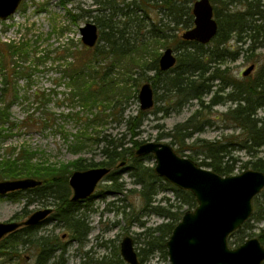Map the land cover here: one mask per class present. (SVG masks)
Segmentation results:
<instances>
[{
	"label": "trees",
	"instance_id": "trees-1",
	"mask_svg": "<svg viewBox=\"0 0 264 264\" xmlns=\"http://www.w3.org/2000/svg\"><path fill=\"white\" fill-rule=\"evenodd\" d=\"M59 1L66 8L67 2L71 0ZM195 1L131 0L125 2L122 7H116L115 0H95L101 5L94 10L97 12L95 21L99 27V40L95 46H86L72 37L65 43L45 49L37 43L8 44L11 53L26 57L32 54L38 65L48 61L52 54L53 60L59 61L61 71L69 78L68 86L71 90L67 99L80 103L86 111L85 118L80 116L81 112L72 114L74 118L84 121L85 127L75 134L71 148L74 153H78L88 148L93 149L95 144L102 143L101 150L105 159L95 162L79 157L58 165L46 161L35 162L32 152L20 150L16 157L0 161V180L34 178L41 181V184L27 190L9 192L7 195L25 193L28 198L27 205L37 199L51 201L50 204L55 206L53 217L63 222L72 237L82 244L90 227L81 210L83 202L71 200L70 174L74 170L91 167H112V171L106 176V180L112 181L108 187L113 189L114 193L122 194L128 188L119 182L118 169L122 167L120 163L125 161L124 166H127L134 183L141 187L139 192L144 200L141 210L165 219L161 224L145 228L144 246L139 252L140 262L144 264L155 251H159L167 260V240L185 213L184 207L194 209L197 199L190 190L180 189L159 177L155 173L154 165L146 163L152 154L136 155V149L141 143L137 137L143 118L149 110L140 108L137 115L127 117L125 112L130 99L139 98V90L144 81L151 83L154 92L159 88L163 90L161 95H156L155 102L161 99L166 106L157 107L155 111L179 109L192 100H196L201 107L192 117L175 128L174 142L180 145L175 150L180 155L197 160L194 155L185 154V150L193 148L194 153L204 155V159L198 162L199 165L227 176L233 175L236 169L237 158L233 152L245 150L252 156V159L245 163V167L264 172V154L259 156L264 152V111L259 116V112L264 109V62L255 76L247 75L243 78L237 77L229 66L222 67L228 61L237 60L245 51V44H248L246 51L252 52L264 45V0H211L218 22V32L207 44L185 40L181 36V32L194 25L192 7ZM67 10L71 22H77L79 14L71 9ZM156 10L163 16L152 18L153 20L147 23L150 13ZM116 18H119L118 21ZM64 31L65 29L52 27L48 36L62 35ZM233 40L237 47L231 44ZM153 41L167 48L174 46L171 47L177 57L174 67L166 71L161 70L159 52L155 53L151 61L146 60V54ZM150 70L155 71L153 76L147 75ZM14 73L23 74L16 68ZM222 92L224 94H221ZM209 94L210 102L205 103L204 98ZM4 96L12 100L19 98L16 82L10 79L4 81V85L0 86L1 100H4ZM226 101L233 103V106L219 119L230 132L223 134L218 140L196 139L194 146L186 145L185 140L201 129V122H197V117L203 115L202 109L212 108ZM40 103L44 108L45 102ZM9 105L11 104L0 107V137L4 135V125L9 122ZM31 117L29 115V121L33 122ZM109 117L112 121L128 126L131 134L129 140L126 141L124 135L112 137L105 134L102 139H99V136H90L88 129L102 128L106 123L104 119ZM54 119L50 114L44 117L46 124ZM23 123H27V120ZM14 124L11 123L12 126ZM100 133L101 131H97V134ZM115 167L117 170H114ZM167 186L174 191L178 202H170V198H165L164 204H155L154 197L168 189ZM263 192L264 189L253 199L251 217L230 235V246H239L245 240L249 235L245 233V229L255 227L250 224L252 220H264V216L259 215L260 209L264 207V202L261 201ZM140 226L145 227L144 222H141ZM34 230L33 226L23 227L2 239L0 255L19 257L17 245H29L37 250L35 264H49L51 259L56 258L55 253L64 247L58 236L36 237ZM260 231L258 237L264 244V227L260 228ZM58 257H62V254ZM59 262L55 260L53 264H60Z\"/></svg>",
	"mask_w": 264,
	"mask_h": 264
},
{
	"label": "rangeland",
	"instance_id": "rangeland-1",
	"mask_svg": "<svg viewBox=\"0 0 264 264\" xmlns=\"http://www.w3.org/2000/svg\"><path fill=\"white\" fill-rule=\"evenodd\" d=\"M129 1L131 0H115V5L116 7H122L125 2ZM100 6L95 0H71L67 2L66 8L62 6L59 0H23L15 14L6 20L0 19V86L4 85L5 80L10 79L16 82L19 91L18 99L12 100L8 96H4V100L0 98L1 108L11 104L8 108L9 122L4 125V135L0 137V161L16 157L20 150L24 149L32 152L33 161L35 162L46 161L58 165L68 163L79 157L95 162L105 159L101 150L102 143L95 144L93 149L88 148L78 153H74L71 148L75 134H78V131L85 127V122L74 118L72 114L81 112L80 116L85 118L86 111L80 103H73L67 99L71 90L68 86L69 78L61 71L59 61L53 60V54L48 61L38 65L32 54L26 57L17 53L13 54L8 49V44L22 42H28L29 45L30 43L33 45L37 43V45L42 46V49L52 48L60 43L67 42L71 37L78 42H82L80 27L88 22L96 23L95 15L97 12L94 10ZM67 9L79 14L77 22H71ZM161 14L159 10L151 12L150 19L148 17L149 20L147 19L146 22L150 23L151 20L163 16ZM118 19L115 20L118 21ZM52 27L65 29V31L62 35L49 37L48 34ZM231 44L237 47L235 40ZM149 47L146 54L148 62L155 57V53L162 54L167 48L156 41H153L152 47ZM170 47L174 48V46ZM247 47L248 44H245V51L237 60L228 61L222 67L229 66L237 77L243 78L245 76L244 71L251 64H255L254 70L249 74L255 76L264 62V45L255 52L246 51ZM14 68L23 72V74L14 73ZM154 74L155 71H147L148 76ZM162 92L163 90L160 88L155 90V99L156 95H161ZM210 98L211 95H207L204 102L209 103ZM41 101L45 102L44 108H42ZM165 106V102L160 99L149 109L143 118V124L137 139L141 143L150 140L168 142L177 149L180 145L178 142H174L173 136L176 126L187 121L201 107L196 100H192L179 109L170 108L167 112L155 111L157 107ZM232 106L233 103L226 101L212 108H203V115L197 117V122H201V129L196 131L193 137L186 139L185 144L194 146L196 139L214 141L222 138L223 134H228L230 129H227L219 118ZM139 109V98H131L125 116L137 115ZM96 111L95 108L94 112ZM263 111L264 109L259 112V116L263 114ZM49 114L55 119L46 124L44 117ZM29 115L32 116L33 122L29 121ZM24 120H27V123H23ZM104 122L106 123L102 128L90 127L88 129L90 136H99V139H102L105 134L112 137L124 135L126 141L130 139L131 134L128 126L124 123L112 121L111 117L104 119ZM11 123L15 124L12 126ZM97 131H101V133L97 134ZM262 150L264 151V147ZM185 154L194 155L197 158L196 162L204 159V155L194 153L193 148L185 150ZM233 154L237 158L234 174L249 169V167H245V163L252 159L248 152L240 150L234 151ZM262 154L264 152L260 153L259 156ZM146 163L155 167L154 156L148 158ZM126 167L122 166L118 169L120 171L119 182L128 188L124 193H114V190L108 187L112 181L106 180L105 177L97 186L94 195L82 203L81 210L84 212L85 220L90 227L82 244L72 237L63 222L53 217L55 206L50 204L51 201L37 199L27 205L28 198L25 193L0 196V222H22L34 211L51 206L54 212L51 213L48 220L34 230L36 237L52 238L58 236L64 247L63 250L60 249L55 253L56 258L51 259L49 264H53L55 260H59L60 264H128L120 253L122 240L126 236L133 237L135 249L139 254L141 247L144 246L143 233L145 228L161 224L165 222V219L157 214L141 210L144 204L139 192L141 187L134 183V179ZM114 170H117V167ZM167 187L168 189L154 197L155 204H164L163 200L165 198H170V202H178L174 191L169 189L170 186ZM261 196V201L264 202V192ZM46 202L49 203L46 204ZM184 209L186 211L190 210L187 206ZM259 215L264 216V207L260 209ZM141 222H144L145 227L140 226ZM250 224L255 227L245 229V233L249 235L246 236L243 242L249 238L259 236L260 228L264 227V220L260 222L252 220ZM9 234L3 236L2 239ZM231 239L233 240L234 237ZM16 250L19 257L13 258L0 255V264L36 263L37 250L33 246L17 245ZM61 254L62 257L59 258L58 256ZM166 263H169V259L166 260L159 251L151 253L144 262V264Z\"/></svg>",
	"mask_w": 264,
	"mask_h": 264
},
{
	"label": "water",
	"instance_id": "water-1",
	"mask_svg": "<svg viewBox=\"0 0 264 264\" xmlns=\"http://www.w3.org/2000/svg\"><path fill=\"white\" fill-rule=\"evenodd\" d=\"M23 0H0V19L15 14ZM192 12L194 25L182 33V38L209 43L218 32L211 0H196ZM82 42L93 47L99 38L96 23L88 22L80 27ZM176 53L171 47L159 58L161 70L175 66ZM255 68L251 64L244 75ZM140 108L149 110L155 105V92L150 82H144L139 90ZM152 154L155 173L180 189L190 190L197 199L194 209L185 211L167 240L170 264H263L264 245L258 237H252L237 247H231L229 236L241 228L253 214V199L264 189V172L246 169L239 174L223 176L201 166L194 159L180 155L168 142L145 141L136 149V155ZM125 161L120 166L125 165ZM100 166L75 170L69 177L71 200L76 202L94 195L97 186L111 171ZM41 184L34 178L6 179L0 181V195L17 190H27ZM53 212L52 207L34 211L25 221L0 222V239L23 225H36ZM120 253L128 264H141L134 239L126 236L120 245Z\"/></svg>",
	"mask_w": 264,
	"mask_h": 264
},
{
	"label": "flooded vegetation",
	"instance_id": "flooded-vegetation-1",
	"mask_svg": "<svg viewBox=\"0 0 264 264\" xmlns=\"http://www.w3.org/2000/svg\"><path fill=\"white\" fill-rule=\"evenodd\" d=\"M22 3V2H21ZM19 8V7H18ZM98 26V25H97ZM98 31H99V27H98ZM8 194V193H7ZM7 194H5V195H0V196H7ZM87 200H88V198H87ZM86 201V199L85 200H80V202H85ZM77 202V201H76ZM47 206V205H46ZM47 207H51V206H47ZM47 207H44V208H47ZM44 208H42V209H44ZM53 208V207H52ZM54 212V211H53ZM51 216V214L50 215H48L43 221H41V222H39L38 224H36V225H23L21 228H23V227H27V226H33L35 229L37 228V227H39L40 225H42L46 220H48L49 219V217ZM20 229V228H19ZM258 237V236H257ZM229 238H230V236H229ZM259 238V237H258ZM229 241V240H228ZM261 241V240H260ZM262 243V242H261ZM263 244V243H262ZM264 245V244H263ZM231 247H235V246H231ZM237 247V246H236Z\"/></svg>",
	"mask_w": 264,
	"mask_h": 264
}]
</instances>
